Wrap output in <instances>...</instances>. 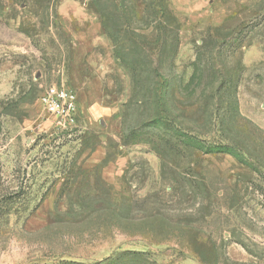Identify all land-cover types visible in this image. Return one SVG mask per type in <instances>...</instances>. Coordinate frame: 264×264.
<instances>
[{
	"label": "rangeland",
	"instance_id": "rangeland-1",
	"mask_svg": "<svg viewBox=\"0 0 264 264\" xmlns=\"http://www.w3.org/2000/svg\"><path fill=\"white\" fill-rule=\"evenodd\" d=\"M0 264H264V0H0Z\"/></svg>",
	"mask_w": 264,
	"mask_h": 264
},
{
	"label": "built area",
	"instance_id": "built-area-1",
	"mask_svg": "<svg viewBox=\"0 0 264 264\" xmlns=\"http://www.w3.org/2000/svg\"><path fill=\"white\" fill-rule=\"evenodd\" d=\"M40 103L59 126L65 129L78 127L81 106L72 87L64 84L51 85L41 95Z\"/></svg>",
	"mask_w": 264,
	"mask_h": 264
}]
</instances>
